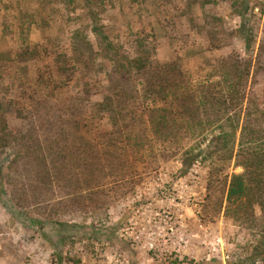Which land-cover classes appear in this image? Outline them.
I'll list each match as a JSON object with an SVG mask.
<instances>
[{
  "label": "trees",
  "instance_id": "trees-1",
  "mask_svg": "<svg viewBox=\"0 0 264 264\" xmlns=\"http://www.w3.org/2000/svg\"><path fill=\"white\" fill-rule=\"evenodd\" d=\"M104 1L108 0H37L36 12L26 14L21 29L17 27L21 40L18 63L51 60L55 69L48 78L36 80L48 92L33 100L25 134L7 122L5 115L13 111V105L0 101V148L11 149L15 155L11 184L17 200L9 207L27 220L22 207H39L44 220L32 223L59 245L68 235L62 232L63 223L101 219L112 203L139 185L138 177L179 158L185 167L209 162L210 194L226 192V215L241 225H257L256 212H260L264 236V89L253 90L254 59H242L234 49L216 59L203 76L194 78L179 58L155 60L148 37L137 41L133 57H126L100 26L98 3ZM224 1L237 16L244 14L240 0ZM193 4L188 3L183 14L191 29L205 33L214 50L227 48L215 44L217 36L224 37V44L233 34L221 28V19L204 12L213 1ZM60 8L69 27L74 26L78 10L90 19L99 53L89 48L82 27L72 35L71 56L61 52L59 35L52 34L58 28ZM26 25L27 31L23 29ZM33 27L43 42L30 43ZM111 51L114 69L109 73L104 68ZM262 55L264 60V47ZM98 58L97 67L83 69L86 77L81 92L58 99L78 74L76 66L87 68ZM96 97L101 101L93 103ZM103 122L109 126L97 127ZM233 161L234 169L241 167L243 173H228ZM262 254L256 248L253 257L264 259ZM53 257L54 264L71 263L64 259L63 248Z\"/></svg>",
  "mask_w": 264,
  "mask_h": 264
},
{
  "label": "rangeland",
  "instance_id": "rangeland-1",
  "mask_svg": "<svg viewBox=\"0 0 264 264\" xmlns=\"http://www.w3.org/2000/svg\"><path fill=\"white\" fill-rule=\"evenodd\" d=\"M36 1L0 0V101L13 105V111L5 117L9 126L21 134L29 129L31 122L27 117L33 100L48 92L45 86L37 85V78H48L55 69L51 60L25 63L16 60L21 45L18 32L22 19L36 12ZM193 1L196 0L104 1V4L98 3L100 26L106 29L114 48L122 47L126 57H133L137 41L148 37L155 49V60L179 58L183 69L194 78L203 76L212 69L216 59L230 55L235 49L242 59L248 56L254 59L253 90H263L264 0H240L245 8L242 16H237V11L224 0H212L213 4L204 7L206 15L221 19V28L233 34L228 35L224 44V37L217 36V46H228L218 50L211 47L205 33L192 30L188 18L183 16L187 4ZM61 9L58 28L52 33L59 35L61 52L71 54L72 35L82 27L86 29L89 48H93L94 54L99 53L100 44L90 19L78 10L74 26L69 27L65 23L66 13ZM192 9L198 16L194 4ZM199 21L203 26V21ZM206 25L210 30V24ZM23 29L27 31L28 26ZM29 40L32 44L43 42L41 33L34 27ZM109 55L104 69L110 73L114 69V52ZM83 61H87L86 58ZM100 63L98 58L87 68L78 64V74L68 84L66 94L58 99L77 96L85 83L83 69H93ZM99 101L100 97L92 99L93 103ZM108 126L107 122L97 125ZM207 145L208 142L203 147ZM14 158L11 149L0 148V264H54L53 255L58 248H63L64 259L71 262L68 264H172L175 261L181 264H264V259L253 257L256 248L263 251L264 257L260 212H256L257 225H241L228 217L226 192L224 195L209 192V162L198 161L194 166L185 167L176 158L160 163L154 171L138 177L139 185L112 203L101 219L90 217L86 223H63L62 232L68 235L58 245L32 223L44 220L39 207L32 204L22 207L28 220L9 207L8 204L14 205L17 200L11 184ZM234 164L235 161L228 173H243V168L234 169Z\"/></svg>",
  "mask_w": 264,
  "mask_h": 264
}]
</instances>
